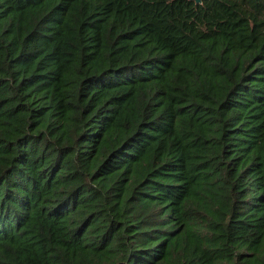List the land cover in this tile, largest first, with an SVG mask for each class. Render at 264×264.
Masks as SVG:
<instances>
[{
  "label": "trees",
  "instance_id": "16d2710c",
  "mask_svg": "<svg viewBox=\"0 0 264 264\" xmlns=\"http://www.w3.org/2000/svg\"><path fill=\"white\" fill-rule=\"evenodd\" d=\"M0 264H264V0H0Z\"/></svg>",
  "mask_w": 264,
  "mask_h": 264
},
{
  "label": "water",
  "instance_id": "95a60500",
  "mask_svg": "<svg viewBox=\"0 0 264 264\" xmlns=\"http://www.w3.org/2000/svg\"><path fill=\"white\" fill-rule=\"evenodd\" d=\"M195 2H198L199 0H194Z\"/></svg>",
  "mask_w": 264,
  "mask_h": 264
}]
</instances>
